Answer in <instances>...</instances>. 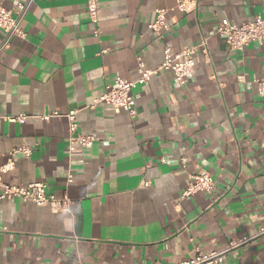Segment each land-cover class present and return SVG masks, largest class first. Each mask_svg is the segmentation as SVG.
<instances>
[{
  "label": "crops",
  "instance_id": "obj_1",
  "mask_svg": "<svg viewBox=\"0 0 264 264\" xmlns=\"http://www.w3.org/2000/svg\"><path fill=\"white\" fill-rule=\"evenodd\" d=\"M86 1L31 0L24 38L0 47V114L26 115L0 117V168L13 148L31 149L2 181H40L71 200L68 212L1 200L0 264H180L217 252L220 264H264V95L255 82L264 80V41L231 50L215 34L220 18L264 16V0H197L190 12L176 0H98L96 24ZM157 8L167 9L161 37L149 28ZM204 37L207 55H196L184 84L168 70L136 84L133 118L106 102L88 107L117 79L135 80L139 59L154 68L164 48ZM72 109L95 140L70 153L63 114ZM205 172L213 190L181 197Z\"/></svg>",
  "mask_w": 264,
  "mask_h": 264
},
{
  "label": "built area",
  "instance_id": "obj_2",
  "mask_svg": "<svg viewBox=\"0 0 264 264\" xmlns=\"http://www.w3.org/2000/svg\"><path fill=\"white\" fill-rule=\"evenodd\" d=\"M31 0L17 3L14 10L8 9L0 5V30L4 32V40L0 47L8 44L13 37L24 38L25 31L21 26V20L26 12ZM86 7L88 16L93 24H96L99 16L98 0H87ZM175 9L182 12H190L196 9L197 0H176ZM155 19L149 24L150 30L161 37L165 30H168L169 25L166 21L167 9L157 8ZM96 33V31H95ZM215 34L222 37L231 50H243L251 42L262 44L264 41V16L256 14L250 20L235 23L229 21L227 18H220L218 20ZM201 52L204 56L207 55V40H202L194 45L183 50L173 52L169 47L164 48L163 59L154 68H148L144 62L139 59L137 62V78L135 80H127L119 78L114 85H107L105 91L95 100L89 104L88 107H93L97 102L108 103L115 112H126L130 117L136 114L134 108V100L132 96V89L136 84H146L149 82L151 76L160 70L170 71L174 79L184 84L190 74H192L195 66V57ZM257 90L261 95H264V80H255ZM77 109L69 110L63 115L67 118V147L68 151L72 153L77 148H85L90 146L95 136L91 133H80L76 122ZM59 112L53 111L44 114V118L51 116H58ZM5 117L9 121H24L25 114L8 115ZM22 153L24 156H29L31 149L28 146H19L11 150L8 158V163L0 168V201L6 198L17 197L24 202H31L38 206H48L54 212H68L70 210L71 200L67 195L56 197L46 191V184L43 182H30L21 184H8L2 181V173L10 168L15 160V156ZM73 181V174L69 172L67 175V183ZM144 185L147 181L143 182ZM214 188V180L209 173L194 174L191 181L182 192L181 197H186L198 191L211 192ZM220 252L208 255L198 254L194 259L185 261L180 264H220Z\"/></svg>",
  "mask_w": 264,
  "mask_h": 264
}]
</instances>
